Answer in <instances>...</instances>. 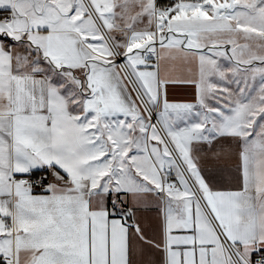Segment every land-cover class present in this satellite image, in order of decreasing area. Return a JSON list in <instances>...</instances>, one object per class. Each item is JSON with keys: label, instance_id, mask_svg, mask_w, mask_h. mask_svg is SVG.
<instances>
[{"label": "snow or ice", "instance_id": "1", "mask_svg": "<svg viewBox=\"0 0 264 264\" xmlns=\"http://www.w3.org/2000/svg\"><path fill=\"white\" fill-rule=\"evenodd\" d=\"M0 264H264V0H0Z\"/></svg>", "mask_w": 264, "mask_h": 264}, {"label": "crops", "instance_id": "2", "mask_svg": "<svg viewBox=\"0 0 264 264\" xmlns=\"http://www.w3.org/2000/svg\"><path fill=\"white\" fill-rule=\"evenodd\" d=\"M176 97H177V99H184L187 97V93L184 92L183 90H179L176 93Z\"/></svg>", "mask_w": 264, "mask_h": 264}]
</instances>
